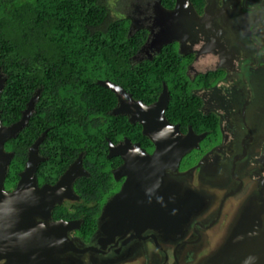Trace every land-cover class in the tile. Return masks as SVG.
Listing matches in <instances>:
<instances>
[{"label":"flooded vegetation","instance_id":"1","mask_svg":"<svg viewBox=\"0 0 264 264\" xmlns=\"http://www.w3.org/2000/svg\"><path fill=\"white\" fill-rule=\"evenodd\" d=\"M172 1L139 0L135 4L133 15L127 18L129 32L132 35L145 30L146 36L130 59L134 63L152 60L169 47L178 60L174 68L185 93L178 82L179 92L166 85L169 99L165 117L178 126L182 135L191 131L199 139L175 169L165 168L164 180L178 183L181 190L176 192L185 195L188 203L193 200L194 205L168 231L160 223L154 227L148 223L137 228L128 225L107 234L98 232L103 205L125 180V176L118 180L113 176L123 160L118 155L107 157L109 141L117 145L127 138L149 154L154 149L152 143L142 146L121 134L114 141L107 138L105 156L113 159L109 166L112 181L101 194L103 199L88 202L94 207V225L85 228L76 188L80 177L90 175L83 167L82 152L51 180L37 174L39 164L46 160L39 153L40 143L38 154L43 159L36 169L39 188L53 185L79 155L86 174L73 180L75 198L55 203L47 217L21 214L11 223L12 215H0V264H212L210 258L219 249L224 251L219 259L224 264L239 260L225 254L238 235L251 245L264 242V0H189L191 12L183 17L188 28L164 34L163 15L174 8L176 0ZM171 36L169 43L158 47L161 39L166 41ZM174 98L183 102L189 98L193 111H183L176 118L167 116ZM194 108L200 114L195 120ZM5 144L4 150L12 151L14 157L15 151L6 149ZM13 157L3 181L6 192L16 188L24 168L23 164L9 174ZM29 218L37 229L26 222L27 228L14 230ZM64 222L71 223V227L67 229Z\"/></svg>","mask_w":264,"mask_h":264},{"label":"trees","instance_id":"2","mask_svg":"<svg viewBox=\"0 0 264 264\" xmlns=\"http://www.w3.org/2000/svg\"><path fill=\"white\" fill-rule=\"evenodd\" d=\"M145 36V30L131 35L128 19L118 17L107 0H0L2 124L17 120L39 90L28 123L6 141L5 148L15 151L9 174L22 167L27 147L45 129L39 153L46 160L39 164L38 175L53 180L82 152L83 167L90 175L80 177L76 188L88 229L94 225L95 213L88 202L103 199L101 194L112 181L109 166L113 159L105 156L107 138L114 141L125 134L133 142L151 146L139 123L110 114L116 96L96 81L120 84L145 103L156 98L162 82L176 92L179 85L185 86L169 47L152 60L134 63L130 59ZM187 99L174 98L166 115L176 118L183 111H193ZM193 113L195 120L200 114L195 108Z\"/></svg>","mask_w":264,"mask_h":264},{"label":"water","instance_id":"3","mask_svg":"<svg viewBox=\"0 0 264 264\" xmlns=\"http://www.w3.org/2000/svg\"><path fill=\"white\" fill-rule=\"evenodd\" d=\"M190 10L189 0H176L174 8L163 15V33L172 34L176 28L181 29L186 26L188 28L189 23L183 17L190 14ZM171 39L172 36L166 41L161 39L158 47L169 43ZM96 82L110 89L116 96L117 104L111 110L112 115L125 114L128 115L130 123H139L142 134L154 146L149 154L138 143H131L127 138L117 145L109 141L107 157L118 155L123 160V163L113 170V176L115 180L125 176V180L113 198L103 205L98 219L102 221L98 223L97 231L107 234L111 230L117 231L123 227H129L128 225L137 228L148 223L153 227L160 223L161 228L168 231L189 211L190 205H194V202L192 200L188 203L185 195L177 193L181 190L178 183L173 181L165 183L164 179L167 175L165 168L175 169L181 157L196 145L199 137L191 134V131L182 135L178 126L165 117L169 99L165 83L156 101L146 104L140 99H134L132 94L120 84L108 79H98ZM3 85L4 77L0 73V93ZM38 95L39 90L29 98L17 121L3 125L0 118V215L3 216L4 212L12 215L11 223H15L13 219L20 217L21 214L47 217L55 203H60L63 198H75L72 188L73 180L86 174L79 155L53 185L45 184L39 188L36 169L43 159L38 154V146L46 133L43 131L28 148L27 158L23 170L19 173L20 178L16 188L11 192L4 190L6 168L14 154L12 151H5L4 144L6 140L16 137L27 124L34 111ZM30 221L29 218L23 226H17L14 230L20 231L27 228L26 222L33 226L35 222L29 223ZM1 222L5 224V218ZM62 224L67 226V229L71 227V223ZM262 235L264 236V231ZM241 237L239 235L236 237L237 241L232 243V248L228 249L229 253H226L227 248L225 249L227 256L233 255L234 259L239 260L232 263L224 262V264H264V242L251 245V242L248 243ZM240 239L242 244H239ZM260 240L261 237L258 236V241ZM256 248L257 253H255ZM223 254L224 251L219 249L210 258L212 264H221L219 259Z\"/></svg>","mask_w":264,"mask_h":264},{"label":"rangeland","instance_id":"4","mask_svg":"<svg viewBox=\"0 0 264 264\" xmlns=\"http://www.w3.org/2000/svg\"><path fill=\"white\" fill-rule=\"evenodd\" d=\"M111 10L119 17L128 18L133 15V8L139 0H107Z\"/></svg>","mask_w":264,"mask_h":264}]
</instances>
